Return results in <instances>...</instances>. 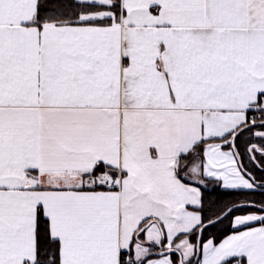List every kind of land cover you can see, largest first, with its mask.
<instances>
[{
	"label": "snow or ice",
	"instance_id": "snow-or-ice-1",
	"mask_svg": "<svg viewBox=\"0 0 264 264\" xmlns=\"http://www.w3.org/2000/svg\"><path fill=\"white\" fill-rule=\"evenodd\" d=\"M218 189L264 196V0H0V264H264Z\"/></svg>",
	"mask_w": 264,
	"mask_h": 264
},
{
	"label": "trees",
	"instance_id": "trees-1",
	"mask_svg": "<svg viewBox=\"0 0 264 264\" xmlns=\"http://www.w3.org/2000/svg\"><path fill=\"white\" fill-rule=\"evenodd\" d=\"M241 150H243V148H241ZM245 163L249 166V168H253V165L251 164V162H249L246 158H245ZM254 175H256L257 179L262 178L261 171L258 168L254 169ZM209 199L219 200L220 204L218 206L222 207L224 204H230L232 202L239 203V202L246 201V200H254V201L259 202L262 199H264V196L260 195L259 189H257L255 193H250L248 192V190L225 192L223 190L218 189L217 192L214 193ZM246 211L247 210H245L244 212H236L235 215L246 213ZM219 228L221 232H224L225 234H227V232L231 230L229 226V219H226L224 223L219 226Z\"/></svg>",
	"mask_w": 264,
	"mask_h": 264
},
{
	"label": "crops",
	"instance_id": "crops-1",
	"mask_svg": "<svg viewBox=\"0 0 264 264\" xmlns=\"http://www.w3.org/2000/svg\"><path fill=\"white\" fill-rule=\"evenodd\" d=\"M243 214H246V213H242V214H237V215H243Z\"/></svg>",
	"mask_w": 264,
	"mask_h": 264
},
{
	"label": "rangeland",
	"instance_id": "rangeland-1",
	"mask_svg": "<svg viewBox=\"0 0 264 264\" xmlns=\"http://www.w3.org/2000/svg\"><path fill=\"white\" fill-rule=\"evenodd\" d=\"M243 148V147H242ZM260 175V174H259Z\"/></svg>",
	"mask_w": 264,
	"mask_h": 264
}]
</instances>
